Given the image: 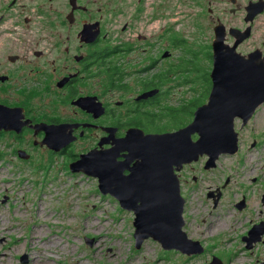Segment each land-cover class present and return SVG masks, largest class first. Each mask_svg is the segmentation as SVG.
Wrapping results in <instances>:
<instances>
[{
	"label": "flooded vegetation",
	"instance_id": "af4514ba",
	"mask_svg": "<svg viewBox=\"0 0 264 264\" xmlns=\"http://www.w3.org/2000/svg\"><path fill=\"white\" fill-rule=\"evenodd\" d=\"M157 1L0 0V107L10 109L15 119L13 129L2 130L0 135L10 139L5 146L18 159L30 162L37 150L55 154L42 145L47 130L58 129L76 138L56 154L65 155L78 143L89 141L83 153L107 152L111 163L127 159V151H115L114 147L129 130L138 129L146 135L162 133L160 117L151 109L157 105L158 110L169 95L166 68L173 61L178 34L170 26L158 25L154 13ZM191 3L198 9L197 27L213 33L209 37L212 60L213 42L220 30L225 46L237 44L238 54L247 58L255 55L256 63L264 67V41L259 42L263 37L254 39L256 23L264 17V0ZM129 68L132 71L128 74ZM147 72H154V76L146 79ZM126 77L132 81L124 80ZM209 84L212 88L211 78ZM116 90L121 98L113 100ZM153 90L158 91L155 96L140 99ZM193 119L194 114L171 132ZM19 151H25L29 159L19 158ZM240 151L239 145L236 154L221 155L215 163L201 155L196 161L175 165L171 169L173 183L157 187L160 198L172 197L182 203V232L191 247L186 253L171 250L177 256L189 261L208 258L209 264L214 260L215 264L231 263L232 255L218 251L223 237L205 224L210 217L235 211L244 215L245 227L235 231L234 237L237 235L252 264H264V191L258 190L259 217L253 220L249 187L258 185L257 179L233 187L232 177L217 176L220 162L238 157ZM137 163L132 160L130 169L123 171L122 189L128 195L141 191L135 180H129ZM253 229L256 232L251 234Z\"/></svg>",
	"mask_w": 264,
	"mask_h": 264
},
{
	"label": "rangeland",
	"instance_id": "374dc122",
	"mask_svg": "<svg viewBox=\"0 0 264 264\" xmlns=\"http://www.w3.org/2000/svg\"><path fill=\"white\" fill-rule=\"evenodd\" d=\"M197 10L191 0H158L154 10L158 25L170 26L178 34L173 61L166 68L169 95L158 110L157 105L151 109L160 114L162 133L188 123L210 93L213 60L209 37L213 33L197 27ZM261 36L259 42L264 41V17L256 23L254 39ZM131 71L129 68L127 73ZM152 76L154 72L145 74L146 79ZM112 98H121L118 90ZM184 108L191 113L185 114ZM170 109L174 111L171 115L180 119H171ZM235 130L241 151L238 157L220 162L217 176L232 177L233 187L257 179L260 185L249 187V215L256 220L259 191H264V105L244 127L237 119ZM9 141L0 135V264H209L208 258L189 261L164 251L152 239L140 250L135 248V214L123 210L114 197L103 195L98 180L70 171L69 163L83 153L89 141L78 143L62 156L37 150L30 162L18 159L5 146ZM244 227V215L235 211L210 217L205 224L222 235L219 238L223 237L224 243L218 251L232 255L229 264H252L237 235L234 237V232Z\"/></svg>",
	"mask_w": 264,
	"mask_h": 264
},
{
	"label": "water",
	"instance_id": "95a60500",
	"mask_svg": "<svg viewBox=\"0 0 264 264\" xmlns=\"http://www.w3.org/2000/svg\"><path fill=\"white\" fill-rule=\"evenodd\" d=\"M236 47L237 44L233 48L225 46L222 32L216 31L211 92L208 101L195 110L194 119L187 126L174 132L151 135L131 129L114 147L115 151L129 153L125 161L111 163L107 152L92 150L80 155L78 160L69 165L72 173H82L98 180V188L103 195H111L123 210L134 212L137 250L152 239L164 251H190L191 241H186L182 232L184 221L181 201L176 203L172 197L160 198L157 187L173 183L175 174L171 173V169L175 165L180 167L196 161L201 155L209 156L210 162L215 163L221 155L236 154L239 150V135L235 130V121L241 120L244 127L264 105V67L256 63L253 58L255 55L243 57L236 52ZM157 93L149 91L140 99H148ZM9 110L0 107V131H10L14 127L15 119ZM46 133L42 145L55 153L76 140L58 129L47 130ZM195 135H198L197 140L193 139ZM19 158L27 160L29 155L19 151ZM132 160H138V163L132 169L129 180H135L141 191L128 195L122 189L123 171L130 169ZM137 193L143 195L137 198ZM255 232L253 229L251 234ZM22 261L25 262V258ZM212 264H215V260Z\"/></svg>",
	"mask_w": 264,
	"mask_h": 264
},
{
	"label": "trees",
	"instance_id": "16d2710c",
	"mask_svg": "<svg viewBox=\"0 0 264 264\" xmlns=\"http://www.w3.org/2000/svg\"><path fill=\"white\" fill-rule=\"evenodd\" d=\"M195 108H197V107H195ZM183 111H184L185 114H189V113H191V112H187L186 110H183ZM172 113H174V111H173L172 109H170V117H171V119H176V120L180 119L179 117H174L173 115H171ZM178 114H180V113H178ZM178 114H176V116H177ZM157 115L159 116L160 114H157ZM52 154L55 156L54 153H52Z\"/></svg>",
	"mask_w": 264,
	"mask_h": 264
},
{
	"label": "bare ground",
	"instance_id": "6f19581e",
	"mask_svg": "<svg viewBox=\"0 0 264 264\" xmlns=\"http://www.w3.org/2000/svg\"><path fill=\"white\" fill-rule=\"evenodd\" d=\"M53 242H50V244H52Z\"/></svg>",
	"mask_w": 264,
	"mask_h": 264
}]
</instances>
